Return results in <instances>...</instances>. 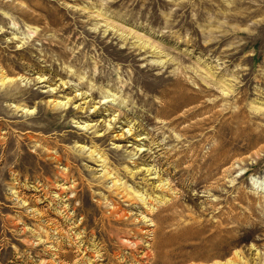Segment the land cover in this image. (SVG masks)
Segmentation results:
<instances>
[{
    "label": "rangeland",
    "instance_id": "1",
    "mask_svg": "<svg viewBox=\"0 0 264 264\" xmlns=\"http://www.w3.org/2000/svg\"><path fill=\"white\" fill-rule=\"evenodd\" d=\"M0 264H264V0H0Z\"/></svg>",
    "mask_w": 264,
    "mask_h": 264
},
{
    "label": "bare ground",
    "instance_id": "2",
    "mask_svg": "<svg viewBox=\"0 0 264 264\" xmlns=\"http://www.w3.org/2000/svg\"><path fill=\"white\" fill-rule=\"evenodd\" d=\"M7 79V78H6ZM92 151H94V150H92ZM95 152V151H94ZM92 154V153H91ZM97 157V156H96Z\"/></svg>",
    "mask_w": 264,
    "mask_h": 264
}]
</instances>
